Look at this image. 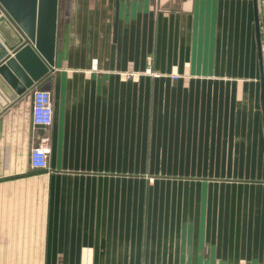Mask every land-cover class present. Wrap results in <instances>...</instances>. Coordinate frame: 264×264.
I'll list each match as a JSON object with an SVG mask.
<instances>
[{
  "label": "crops",
  "instance_id": "1",
  "mask_svg": "<svg viewBox=\"0 0 264 264\" xmlns=\"http://www.w3.org/2000/svg\"><path fill=\"white\" fill-rule=\"evenodd\" d=\"M37 87L50 127L0 113V264H264L251 0H58Z\"/></svg>",
  "mask_w": 264,
  "mask_h": 264
},
{
  "label": "water",
  "instance_id": "2",
  "mask_svg": "<svg viewBox=\"0 0 264 264\" xmlns=\"http://www.w3.org/2000/svg\"><path fill=\"white\" fill-rule=\"evenodd\" d=\"M251 1L264 138L262 20L258 0ZM57 3L58 0H0V113L19 97L41 86L54 66Z\"/></svg>",
  "mask_w": 264,
  "mask_h": 264
},
{
  "label": "built area",
  "instance_id": "3",
  "mask_svg": "<svg viewBox=\"0 0 264 264\" xmlns=\"http://www.w3.org/2000/svg\"><path fill=\"white\" fill-rule=\"evenodd\" d=\"M260 17L264 19V0L259 2ZM32 124L46 129L51 126L53 118L52 98L48 91L40 88L32 90ZM50 153L49 139L42 138L30 151V163L34 169H45Z\"/></svg>",
  "mask_w": 264,
  "mask_h": 264
}]
</instances>
